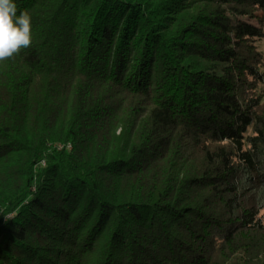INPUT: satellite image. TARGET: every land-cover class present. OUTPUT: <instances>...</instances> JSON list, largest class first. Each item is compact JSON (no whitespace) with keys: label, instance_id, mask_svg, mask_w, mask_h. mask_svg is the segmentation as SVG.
<instances>
[{"label":"trees","instance_id":"trees-1","mask_svg":"<svg viewBox=\"0 0 264 264\" xmlns=\"http://www.w3.org/2000/svg\"><path fill=\"white\" fill-rule=\"evenodd\" d=\"M14 2L0 264H264V0Z\"/></svg>","mask_w":264,"mask_h":264},{"label":"clouds","instance_id":"clouds-1","mask_svg":"<svg viewBox=\"0 0 264 264\" xmlns=\"http://www.w3.org/2000/svg\"><path fill=\"white\" fill-rule=\"evenodd\" d=\"M18 13L14 0H0V61L18 55L32 44L31 15Z\"/></svg>","mask_w":264,"mask_h":264},{"label":"rangeland","instance_id":"rangeland-1","mask_svg":"<svg viewBox=\"0 0 264 264\" xmlns=\"http://www.w3.org/2000/svg\"><path fill=\"white\" fill-rule=\"evenodd\" d=\"M258 47H260V49L264 50V36L262 37V39L257 42ZM262 87L264 88V84H262ZM69 148L71 147L70 145L68 146Z\"/></svg>","mask_w":264,"mask_h":264}]
</instances>
